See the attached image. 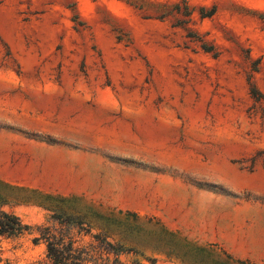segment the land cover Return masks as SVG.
<instances>
[{"label":"rangeland","instance_id":"rangeland-1","mask_svg":"<svg viewBox=\"0 0 264 264\" xmlns=\"http://www.w3.org/2000/svg\"><path fill=\"white\" fill-rule=\"evenodd\" d=\"M0 210L11 264H264V0H0Z\"/></svg>","mask_w":264,"mask_h":264},{"label":"trees","instance_id":"trees-1","mask_svg":"<svg viewBox=\"0 0 264 264\" xmlns=\"http://www.w3.org/2000/svg\"><path fill=\"white\" fill-rule=\"evenodd\" d=\"M30 230V226L25 224L18 216L10 212L0 210V236L16 237L23 235ZM47 258L52 264H80L78 258L72 254H66L60 249V245L52 240L45 238ZM72 262V263H69ZM0 264H11L3 257L0 250Z\"/></svg>","mask_w":264,"mask_h":264}]
</instances>
